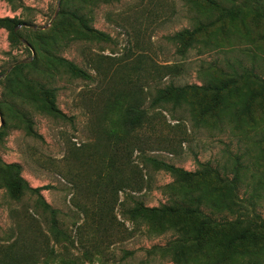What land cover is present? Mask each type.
Wrapping results in <instances>:
<instances>
[{"label":"rangeland","instance_id":"rangeland-1","mask_svg":"<svg viewBox=\"0 0 264 264\" xmlns=\"http://www.w3.org/2000/svg\"><path fill=\"white\" fill-rule=\"evenodd\" d=\"M213 1L0 0V18L36 26L18 30L34 54L0 27V261L243 264L264 255V238L243 243L249 256L216 247L232 225L182 244L176 230L198 218L157 226L132 213L196 187L204 202L223 194L235 203L233 212L202 206L213 221L264 225V0ZM11 65L21 67L4 75ZM211 83L227 87L186 89L177 105L165 94ZM156 161L186 172L208 163L218 176L179 181ZM18 178L39 192L10 190Z\"/></svg>","mask_w":264,"mask_h":264},{"label":"trees","instance_id":"trees-1","mask_svg":"<svg viewBox=\"0 0 264 264\" xmlns=\"http://www.w3.org/2000/svg\"><path fill=\"white\" fill-rule=\"evenodd\" d=\"M204 2H208L210 4H214L215 1L213 0H202ZM19 25H27L24 24L22 21H18L16 19H10V18H0V27H3L10 32V37L13 41L17 43H22L20 39L24 40L27 43V46L31 52H35L32 48L31 43L27 41L26 39H23L22 36L19 33V29L17 26ZM25 27V26H24ZM184 32L176 33L174 39H177L179 37H183ZM193 35V33L187 32L186 39H190V37ZM23 44V43H22ZM17 64V63H16ZM68 66L70 70L73 73H80L82 76H84L83 71H80L75 67L72 63H68ZM25 66V65H24ZM19 65L13 66L12 70L9 74H11L13 71L18 69ZM228 83V82H227ZM227 87L226 83H211L204 87H197L195 85H185L182 87L175 88L173 86L166 87L165 94L169 99L172 100V104L177 105L178 103V97L181 95L182 91L186 89H202V90H208V91H215L219 92L224 90ZM164 93V92H163ZM166 99V98H163ZM167 100V99H166ZM166 102V101H165ZM201 170H197L195 172H186L181 169L175 168L172 165H169L167 163L163 162H157L156 161V168L165 170L172 174L173 176L177 177L179 181L184 182H191L195 177H204L205 175L209 173H213L218 176V172L216 170H211V167L208 163L200 164ZM16 182V183H15ZM221 182H226L228 185H231V188L233 189V186L235 188L237 182L233 180L232 182H228L227 180L222 179ZM10 190H25L30 193L37 194L39 192V189H31L29 188L25 182H23L20 178H18L16 181L11 182V184L8 186ZM203 195L202 193L195 187L192 188V190L188 193H182L181 196H178L176 198L169 197L167 199V202L160 207H153V208H144L141 204H137L136 209L132 210V213L140 214L141 216L145 217H154L155 218V224L157 226H161L162 221L166 217H176V216H184V217H196L198 218V225L196 227H192L187 230H176L177 233L180 232V238L182 239V244L186 242H191L192 244H200L201 240L203 239L205 233L213 226L219 227L224 225H232L235 227V230L232 231L228 237H223L219 240H214V245L216 247H222L227 250H231V254L235 255H241L242 256H249L252 254L247 253L248 251H244L242 248V245L245 241L248 239L255 244L260 243L264 238V225L256 224L255 219H244V218H237L234 221H225L222 223H218L216 221H213L208 215H206L202 211V206H209L212 208L215 212H222V211H228L233 212V204L232 200L228 198L226 195L219 194L217 197H211L209 203L204 202L202 199ZM38 198L41 199L38 195ZM207 203V204H206ZM42 206L48 210V212L52 215V221L53 226L52 229L55 231H58V227L56 225V220L54 219L55 211L52 210L49 205L41 201ZM60 232V230H59ZM181 242V241H180ZM254 244V245H255ZM239 249L241 251H239ZM253 256H255V259L257 261H251L248 260L244 261L243 264H264V260L261 259L262 251L258 249L256 252L253 253ZM232 261L231 259H229ZM228 260V261H229ZM2 264H22V262L15 257H9L7 259L0 261ZM24 264V262H23Z\"/></svg>","mask_w":264,"mask_h":264},{"label":"water","instance_id":"water-1","mask_svg":"<svg viewBox=\"0 0 264 264\" xmlns=\"http://www.w3.org/2000/svg\"><path fill=\"white\" fill-rule=\"evenodd\" d=\"M56 14H57V11L55 12V15H56ZM23 26H25V27H30V28H33V29L36 28V26H34V25H19V26H17V28L19 29V28H21V27H23ZM46 28H47V26L43 27L42 29H46ZM20 41H21L24 45L27 46V43H26L24 40L20 39ZM32 54H34V53L32 52ZM26 62H27V61L23 60V61L18 62L17 64H24V63H26ZM12 67H13V65H11V66L9 67V69L5 72L4 75L8 74V72L10 71V69H11Z\"/></svg>","mask_w":264,"mask_h":264}]
</instances>
